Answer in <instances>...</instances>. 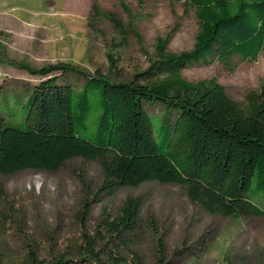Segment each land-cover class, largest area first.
<instances>
[{
    "label": "trees",
    "instance_id": "1",
    "mask_svg": "<svg viewBox=\"0 0 264 264\" xmlns=\"http://www.w3.org/2000/svg\"><path fill=\"white\" fill-rule=\"evenodd\" d=\"M187 3L200 22L194 47L171 53L169 40L160 39L157 59L135 80L117 81L62 62L40 68L16 64L39 82L24 108H18L21 122L0 124V174L58 171L75 158L97 159L104 177L99 193L111 196L122 187L151 181L175 183L212 214L264 217V206L254 200H264V82L238 103L215 79L182 77V70L193 64L231 65L235 56L258 60L264 52V0ZM92 9V15L107 17L124 32L114 13L102 12L96 2ZM108 58L113 72L119 60L112 54ZM71 73L85 78L80 89ZM154 77L159 79L138 82ZM157 103L165 107L163 117L146 109ZM140 211L141 199L128 198L116 216L103 220L107 235L98 230V236L117 243L119 250L127 243L126 234L139 229ZM83 240L77 259L46 261L31 253L22 264H130L113 250L103 254L96 237L85 233ZM158 264L169 263L161 258Z\"/></svg>",
    "mask_w": 264,
    "mask_h": 264
},
{
    "label": "rangeland",
    "instance_id": "2",
    "mask_svg": "<svg viewBox=\"0 0 264 264\" xmlns=\"http://www.w3.org/2000/svg\"><path fill=\"white\" fill-rule=\"evenodd\" d=\"M95 2L122 20L123 33L107 17L92 15ZM199 28L187 0H0V124L21 122L18 108L39 82L18 63L40 68L62 62L132 81L157 59L160 39L169 40L168 52L181 53L194 47ZM108 54L119 60L113 72ZM182 77L215 79L231 99L243 103L264 82V52L256 61L235 56L231 65L193 64ZM70 79L79 89L85 82L75 73ZM146 109L157 117L165 111L160 103ZM103 179L101 161L84 158L58 171L0 174V264H22L31 253L46 261L77 259L85 233L96 237L103 254L113 250L130 264H158L161 258L169 264H264V217L212 214L175 183L151 181L110 196L99 193ZM128 198L141 199L140 227L116 250L117 243L98 234L107 235L103 220L116 216ZM254 200L264 206L260 197Z\"/></svg>",
    "mask_w": 264,
    "mask_h": 264
}]
</instances>
